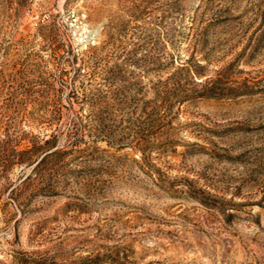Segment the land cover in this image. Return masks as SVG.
Masks as SVG:
<instances>
[{
	"label": "rangeland",
	"instance_id": "rangeland-1",
	"mask_svg": "<svg viewBox=\"0 0 264 264\" xmlns=\"http://www.w3.org/2000/svg\"><path fill=\"white\" fill-rule=\"evenodd\" d=\"M0 264H264V0H0Z\"/></svg>",
	"mask_w": 264,
	"mask_h": 264
},
{
	"label": "trees",
	"instance_id": "trees-1",
	"mask_svg": "<svg viewBox=\"0 0 264 264\" xmlns=\"http://www.w3.org/2000/svg\"><path fill=\"white\" fill-rule=\"evenodd\" d=\"M53 147H54V144L51 143L50 139H46L43 144H37L34 142L31 150L33 151L41 150L44 153H46L45 156H47L51 153H54V150H52Z\"/></svg>",
	"mask_w": 264,
	"mask_h": 264
}]
</instances>
